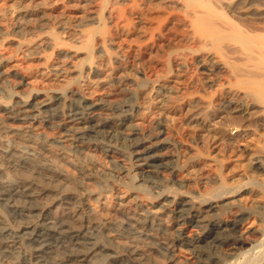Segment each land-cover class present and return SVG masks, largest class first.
Returning <instances> with one entry per match:
<instances>
[{
	"label": "bare ground",
	"instance_id": "bare-ground-1",
	"mask_svg": "<svg viewBox=\"0 0 264 264\" xmlns=\"http://www.w3.org/2000/svg\"><path fill=\"white\" fill-rule=\"evenodd\" d=\"M105 1L107 0H103V2ZM164 1L170 4H174L176 8L178 7L180 9L179 10L181 12L180 19L185 27V31L184 33L181 34V36L185 40H187V42L190 41L191 43L194 44L193 45L194 47H191L192 52L200 56L199 61L202 64L203 71L208 76L206 77L207 80L213 82L215 81V79H217V76H219L218 74L219 72L225 74L227 76V80H225L226 83H221L219 85L225 84L226 93L229 95L235 94L236 93L235 91L242 92V98L246 99V101L242 102L241 105L239 104L240 105L239 110H242L243 113H245L246 115L256 116V118L257 116H259L264 120V24L259 25L253 22L245 24L241 19H239V21L236 19L242 17L241 16L242 14L241 15L238 14L239 17L238 16L236 17L234 13L236 12L237 14L238 12V13H243L244 15V12L245 13L247 12L248 10L247 8L249 7V5L253 3V0H164ZM154 3L155 5H159V2L158 4L156 2ZM261 3L259 4L262 5L261 9L263 10L264 0H261ZM160 4L162 3L160 2ZM163 4L165 5V3ZM242 4L244 6H242ZM19 6L20 4L18 5V7ZM12 7H13V3H12ZM20 8H16L14 11V13L17 11L19 18L21 15L24 16L29 14V9H20ZM96 8H99V6ZM146 8L147 7H145V9ZM6 10L8 11L7 8ZM91 10H96V9L92 8ZM116 10L118 9L116 8ZM43 12L41 14H44ZM256 14H253L252 16H256ZM78 15L80 14L78 13ZM81 15L84 14L81 13ZM87 15L88 16L86 17H80V16L77 18L74 17L75 19L71 26L69 25L67 26L65 24L68 23L64 24L62 21H60L63 15L61 16V19L58 21L60 22L57 26L59 32L61 31L62 33L68 32L69 34L76 36L74 37L76 38V43L78 45L75 46V48L64 47L63 46L64 43L60 38V36L58 35V33L54 31L48 32L47 28L49 26L48 27L46 26L47 23L45 24V20L42 17L38 19L37 22L34 20L36 24L34 26L32 24L31 27L32 33H34L35 31H38L40 33L36 34L37 35L36 38L33 40L31 39L32 41L28 42L26 45L28 46L27 48L30 49L28 50L30 51V55L38 57V59H46L47 56H45L44 54L45 48L54 47L57 48L56 51H58L57 54H59V57L70 56L73 58V60L77 59L76 61H72V62H65L64 60H59L55 63L53 62L51 64L49 63L46 65V70H48L47 72L53 75L54 78L56 77L58 80H60V81L57 80L58 82L60 83L63 82L66 85V89L56 87L50 90H40L34 85L30 84L28 87H26V89L21 87L22 89L18 90V88L16 87L22 86L24 83L23 76H21L22 72L18 70L19 68L18 69L14 68L15 65H11L6 68L5 66L8 65L7 63L9 62L10 59L7 57H0V69L4 70L5 68L4 72L6 74L18 76L22 79V81L21 79L20 81H18L19 83L17 82L18 83L17 86L14 84L6 85L4 83L3 85H6V86L2 85L4 95L3 96L0 95V210H1L0 211V264H5L3 259L4 258L8 259V257L12 259L13 264L24 263L26 256H24L23 254L21 255V251L19 250V248L21 247V245L19 247V242H20L19 240L21 239L20 237L22 236L25 237L26 239L25 241H27L29 244L30 255L33 259H35L34 260L35 264L37 263L38 264H98L99 261L103 258L110 260L111 264H147L148 262L147 260H149V258L150 259L153 258V260L155 259L153 252L156 251L162 255H169L170 257L169 263L168 262L162 263L161 262L162 259H161L160 262L162 264H189L186 263L187 261L185 262V260L181 259V257H178L176 255L177 252L179 253L181 252L177 250H182V249L193 252L195 255L194 257L203 264H219L218 262L222 255L231 256L237 253L238 255L239 254L245 256L249 255V260H252L251 254L254 246L250 248L245 247L246 242H244L243 233L245 231V228L249 227L248 229L251 230L253 229L250 224L246 226L247 225L246 223L249 217H251L253 214H256L258 217H260L261 222L257 225H254L255 229H253V231L259 232L261 233V235H264L263 174L262 176L260 174L261 177L258 176L257 173L252 174V176H249L247 174H241V178L242 179L246 178V180L242 182L241 185H239L237 188L230 189L224 185L221 187L220 190L215 192L212 196L207 197L202 204L199 203V205L195 203V200L191 196H183L179 201L166 200L157 204L150 201L149 198H148L149 200L145 199L143 195L136 193L135 190L134 192H129V191L126 192L119 191L117 193L115 192L116 194L114 196L113 203L109 204L102 194H100L90 186L91 182H95L97 186L98 184L102 183L101 178L98 175L103 174L102 172L106 169L105 167L103 168L104 170L101 172L102 174L99 172L97 173L98 174L97 175L94 173L97 172L95 171V169L93 170L85 169L84 168L85 165L84 166L79 165L77 162L73 161L72 159H69L68 161H66L68 162V165L70 164L71 166L79 167V170L77 172L80 171L81 175H79V177L78 176L75 177L74 176L75 174L71 175L70 173L76 170H72V171L68 170L70 171L69 173L67 170H64V168H60V169L55 168V165L51 163V161L50 163L47 161L46 155L49 153L46 152L47 142H49L50 140L48 139L49 137L47 138L46 136L47 134L45 135L44 134L45 132H43V130L40 129V127L42 126L41 124H43L41 123L43 121L41 112L45 111V109L46 110L48 109V111L55 110L54 113L51 112L52 117L54 119L57 118V120H59L58 122H56L58 123V128L61 129L62 132H64V134L61 133L63 134L61 138L56 137L59 139L54 140L57 143H61L62 146L64 145L63 142L66 141L63 147V151L61 153H67V149H66L67 147H65L67 143V139L74 140L75 142H77V146L80 149L86 150L84 149L85 148L84 145H81L80 141L87 138L88 139L96 138L104 131V128L107 129V127H109L110 129L104 131L103 134L110 135L111 133H119L122 136H124V139L129 142L128 145L133 148L132 152L135 157V159L133 158L135 160L134 172L135 169L138 170L151 169V171L153 172L154 171L158 172L164 169L172 168L170 166L171 162H169L170 161L169 155L167 154L168 150L167 151L163 150L164 148H168L166 147L167 139L165 137L170 135L169 133H167V127H168L167 124L169 122H167L166 120L167 117H165V119L162 118L163 115L161 116V113L163 111H166L165 109L167 108V103L170 101V99L173 98V95L176 93L177 88L174 89V87L177 86H174V84H172L173 82L171 83L168 81H167L168 83L166 82L160 83L158 86L153 88L152 94L144 98L143 104L148 103L147 105L153 107L152 109L158 110L157 113L159 112L156 119L152 118L153 120H155L156 123H158V130L155 129L157 130V132L156 133L153 132L155 135L150 136L153 137L150 139H147L146 137H142V138L140 137L141 134V130L139 128L140 120H138L137 116L127 113V106L129 105L126 102L127 98L125 97L128 98L133 97L137 94V92L136 90L132 89L133 88L132 86H130L129 88L125 85L126 83L124 84V79L122 77L125 76L121 75L120 77V75H118L119 70H117L115 67H113L115 69L113 70L111 69V73H108V70H106L109 76L107 75L106 77H104V79L102 78L103 77L102 76L101 77L102 80L100 81L101 82L100 84L108 80H113L116 81L117 83H120L123 89L118 88L116 89V91L115 89L105 91L106 90L105 89L104 90L105 93L102 92L104 94L102 96L97 97L96 99H92L87 93H82L83 89L82 90L79 89L78 86L76 85H82V82L86 81L87 76H89L90 74H100L101 72H103L102 68L104 67H101L102 63L100 62L101 64L99 65L98 63H96V61L92 60L94 54H96L102 61H104V63H107L112 58H114V56L110 55L111 53L109 52V48L113 45V41H115L113 37L109 35L105 29H102L101 31H96L94 28L88 27L90 23L101 24L102 14L98 11H94ZM23 16H21V18ZM69 16L71 15L69 14ZM173 17L175 18L176 16ZM243 18L244 17H242V19ZM28 19L29 18H27V21ZM67 20L71 21L69 20V17ZM139 20H141V18H139ZM240 20L242 22H240ZM16 21L17 20H15V22ZM157 21H159V18ZM143 24L140 25L143 26ZM25 26L22 21L18 20L16 24L13 25V27H10L12 28L11 30H6L5 28H3L0 29V33L4 35L13 33L18 36L19 42L21 43L23 41L22 38L25 34V29H26ZM30 34L28 36L32 35ZM1 37L2 35L0 36V38ZM182 43H184V41ZM137 48L138 47H136V49ZM196 60H197V56H196ZM124 71L125 70H123V72ZM180 71L183 72L182 70ZM188 73L186 75H189ZM91 78L94 77L91 76ZM130 81L132 82V80ZM73 85H75V88H73L72 90L71 88L68 89L70 86ZM138 85L141 86L142 83H139ZM209 85L211 86V84ZM109 87L107 88L109 89ZM91 88H90V92H91ZM99 88H101V86ZM67 90L74 92L73 94H77L76 99H73L75 98L74 95L70 96L71 98L73 97L72 99H70V97L67 98ZM148 90L150 91V89ZM121 91H124V94H122L123 96L122 95L119 96L120 98L117 101L112 102L111 100H113V98L112 99L110 98L113 95H115L116 92H121ZM176 97L178 98L179 95ZM228 102L229 104L234 103L231 100H229ZM53 104H58L59 106H56L58 108L56 107L52 108ZM60 106L61 109L59 110ZM196 106L197 105L193 107ZM146 109L147 108L145 109L142 108L141 110L145 111ZM252 109H254L256 115H254L253 112L250 111ZM185 111L189 113L188 115L189 119L190 121H192L194 126L195 125H202L203 127L208 126L206 125L205 122L206 120L202 117L200 112H191L190 106H187V109ZM121 113L123 114L120 115ZM165 114L166 116H168L167 113ZM184 114H181V116ZM177 117H179V114ZM254 118L253 120H255ZM170 121L172 122V120ZM54 122L53 124H55ZM261 123L264 122L261 121ZM47 124L52 125L51 122H48ZM245 125H247V123ZM212 126L213 125H211V127ZM236 128L237 129L234 131H239L240 134L248 131L246 126L237 125ZM171 132L173 131L171 130ZM165 133H167V135ZM202 133L205 134L204 132ZM210 133L209 135H211ZM217 135L219 136L217 129L214 131L212 130L213 138L217 137ZM226 136H227V132H226ZM192 137L193 135L191 136V138ZM202 138L200 137L197 139L199 140ZM259 138H261V136ZM247 140H249L248 137ZM215 143L217 144V142ZM125 145H127V143ZM249 147H246V149H251ZM169 149L172 152V149L171 148ZM252 152H253L252 154L249 153L251 154L250 159H248L249 157L247 158V160H249V162L247 161L249 163L248 168L251 170L255 168L261 172H264V143L258 146L257 152L256 151L255 152L252 151ZM96 153H94L93 155H95ZM68 154L70 153L68 152ZM60 156H62V154ZM83 156L84 155H82V157ZM63 166L65 167L64 164ZM192 167H194V164ZM65 169L68 168L65 167ZM14 171L16 172V174L13 173ZM254 171L256 172V170ZM17 173H19L20 175H18ZM185 173L188 174V172ZM197 173H199V171ZM111 174L112 173H110V175ZM207 174L209 175V173ZM208 175L206 177H208ZM114 176L116 177L115 174ZM238 177L240 176L238 175ZM135 178L136 177L132 176V182H135ZM213 179L216 178H214L213 176L212 180ZM202 180H205V178ZM47 182L50 183L52 186L47 187ZM247 193L251 194L250 196H252V198L250 197L251 199L249 201H244L243 195ZM231 208H235V210L234 211L232 210L230 212ZM228 213H230V215H228ZM9 216H12L13 218L19 217L20 219H24L25 224L22 226L21 229H18L20 230V232H23L21 234L22 236L18 235V233L20 232L9 224L8 221ZM16 221L18 222V220ZM189 226L193 227V231H195V233H190L189 231V234L186 235L185 230L189 228ZM150 230L151 232L153 230H159L162 233L166 234L167 237L164 238L163 240L161 239V241H158L159 239L156 240V242L158 241L157 244L159 246H150V247L146 246L148 247V249L143 248V246L141 247L136 243V239L141 236L151 238L152 234L149 232ZM109 245H113L114 249L110 248ZM262 253L264 254V252ZM8 263L11 264L10 262ZM191 264H193V262Z\"/></svg>",
	"mask_w": 264,
	"mask_h": 264
},
{
	"label": "rangeland",
	"instance_id": "rangeland-1",
	"mask_svg": "<svg viewBox=\"0 0 264 264\" xmlns=\"http://www.w3.org/2000/svg\"><path fill=\"white\" fill-rule=\"evenodd\" d=\"M16 1H17V3H16ZM125 1H127V2H125ZM151 1L152 0H148V1L147 0H145V1L144 0H130V1L129 0H107L105 2H103V0H19V1L18 0H0V26H1L0 29L5 28L6 30H11L12 28H10V27H13V25H15L18 20L22 21L24 23V26L27 23L25 26L26 27L25 34H24L25 37L23 36V38H22L23 41L21 43L19 42L18 36L13 34V33L8 34V35H4V34L0 33V36L2 35V37L0 38V55L1 54L2 55L0 57H7L11 60V61L9 60V62L7 63L8 65H6L5 67L7 68L11 65H15L14 68H17V69L19 68L18 70L20 72H22L21 76H23V80H24L23 81L24 83L22 86H17V84L19 83L18 81H20L21 78L18 76H13L11 74H6L4 72L5 68H4V70L0 69V73L2 74V75L0 74V77H1L0 78V95L1 96L4 95L3 86L13 85V84L17 86L16 88H18V90L22 89V88L26 89V87H28L30 84L34 85L35 87H37L40 90H50V89H53L56 87L66 89V85L62 81H61L62 83L58 82L60 80H58L56 77L54 78L53 75H51L49 72H47L48 70H46V65L49 63L51 64L53 62L55 63L59 60H64L65 62H72V61H76L77 59L73 60V58L70 56L69 57L72 59H70L69 57H59V54H57L58 51H56L57 48H54V47H47L48 49L45 48L44 54H45V56H47V58H46L47 60L46 59H38V57L30 55V51H28L30 49L27 48L28 46H26V45L28 42H31L33 39L36 38V36H37L36 34L40 33L38 31H35L36 33L31 32L32 24L34 26L36 24L37 20L42 17L45 20V24L47 23L46 26L47 27L49 26L47 28L48 32L54 31V32L58 33V35L60 36V38L62 39V41L64 43L63 44L64 47L75 48V46L78 45L76 43V38H75L76 36L71 35L68 32H65V33L64 32L62 33V31L59 32V30L57 28L58 24L60 23L58 21L61 19V16L63 15L62 16L63 20L61 19L60 21H62L64 24L68 23V24H65L67 26L68 25L71 26L74 19L79 17L81 15V13L84 15H81L80 17H86V16H88L87 14H90L91 12H94V11L100 12L102 14V23L101 24L90 23L88 25V27H92L96 31H101L102 29H105L108 32V34L113 37V39L115 41H113V45L109 48V52L111 53L110 55L114 56V58H112L107 63H104V61H102L96 54H94L92 60L96 61V63H98L99 65L101 63L103 64V65L101 64V67H104V68H102L103 72H101L100 74H90L89 76H87L86 81L82 82V85H76V86H78V88L81 90L83 89L82 93H87L92 99H96L97 97L102 96L105 93V91H107V90L115 89V91H116V89L122 88L120 83H117L116 81H113V80H108V81L100 84L101 83L100 81L102 80V78L104 79V77H106L107 75L109 76L108 73H111V69L113 70L116 68L117 70H119L118 75H120V77H121V75L125 76V77H122L124 79V84L126 83L125 85L129 88H130V86H132L133 88L132 87L131 88L136 90V92H137V94L133 97H130V98L125 97V98H127L126 102L129 105V106H127V113L137 116L138 120H140L139 121V128H140L141 134H142V136L140 134V137L141 138L146 137L147 139H150V138H153L150 136L155 135L153 132L156 133L158 130V123H156L155 120H153V119L157 118L159 112L157 113L158 110L152 109L153 107H150V105H147L148 103L143 104L144 98L146 96L152 94L153 88L158 86L160 83H165V82L166 83H168V82L172 83L173 82L172 84H174V86H177V87H174V89L177 88L176 93L173 95V98L170 99L171 102L169 101L167 103V108L165 109L166 111H163L161 113V116L163 115L162 118L165 119V117H167L166 120H167V122H169L167 124L168 125L167 133H169L170 135H168L169 137L166 136L167 133H165L166 135H164V136H166L165 138L167 139V140L166 139L165 140L167 141L166 147H168V148H164L163 150L164 151L168 150L167 154L169 155V159H170L169 162H171L170 166L172 168L171 169H169V168L164 169V170H161L158 172H155V171L153 172V171H151V169L150 170L148 169L149 171L146 169H143L144 171L146 170L145 172L143 170L135 169V172H134V168H135L134 167V162H135L134 159H135V157H134V154L132 152L133 148L128 145L129 142L127 140H125L124 136H122L119 133H111L110 135L103 134L104 131H107L108 129H110L109 127H107V129L104 128V131L96 138H92V139L87 138V139H83L82 141H80L81 145H84V147H85L84 149H86L89 152H87L86 150L80 149L77 146V142H75L74 140L67 139V143L65 146V147H67L66 148L67 153H61L63 151V147H64L66 141L63 142L64 145L62 146L61 143H57L54 140H58L59 138H61L63 136L64 132H62V130L58 128V123H56V122H58L59 120H57V118L54 119L52 117V113H54L55 110L48 111V109L47 110L45 109V111L41 112L42 117H43V121L41 123H43V124H41L42 128L40 127V129L43 130V132H45L44 133L45 135L47 134L46 136H47V138L49 137L48 139L50 140L49 142H47V151L46 152L47 153L49 152L46 155L47 161L49 163L51 161V163H53L55 165V168H58V169L64 168V170H67V171L68 170H70V171L76 170V171L71 172V173H70V171H68L71 175L75 174L74 175L75 177L76 176L79 177V175H81V173H80V171L77 172L79 170V167H74V166H71L70 164H69L70 166L68 165V162H66V161H68L69 159H72L73 161L77 162L79 165H82V166L85 165V167H84L85 169H91V170L95 169V171H97V172L93 171L95 174H97L99 172L101 173L104 170L103 168L105 167L106 168L104 170L105 172L103 171L102 172L103 174L101 173L102 175L97 174L101 178L102 183L98 184V186H97V184L95 182H91L90 186H91V188L95 189L97 192L102 194L109 204L113 203L114 196L117 192H119V191L134 192V190H135L136 193L143 195L145 199H147V200L150 199V201L157 203V204L161 203L162 201H166V200L167 201L168 200L179 201L183 196H191L195 200V203L197 205H199V203L202 204L203 201L207 197L212 196L215 192L220 190L221 187L224 185L230 189L231 188H237L239 185H241L242 182H244L246 180V178H243V179L241 178V174H247L249 176H252V174L257 173L258 176H260V174L262 176V174H263V177H264V172H261L255 168H253L252 170L249 169L248 168L249 160H247L248 157H249L248 159H250V156L253 153L252 151L257 152L258 146L260 144L264 143V130H263L264 129V123H261V121L264 122V120L259 116H257V118H256V116L246 115L245 113H243L242 110H239L241 103L245 102L246 99L242 98V92L235 91L236 92L235 94L229 95L226 93L225 84L219 85L221 83H226L225 80H227V76L225 74H222L221 72H219L218 73L219 76H217V79H215V81L210 82L209 80H207L206 77H208V76L203 71L202 64L199 61L200 56H198L194 52H192L191 47H194L193 46L194 44L191 43L190 41L187 42V40H185L181 36V34L184 33V31H185V27H184V24L181 22V19H180L181 18V12L179 11L180 9L178 7H177L178 8L177 9L174 4H170L164 0H161V1L153 0L157 4L159 2V5H155V3L153 1H152L153 2L152 3ZM146 2H148V3H146ZM160 2L162 4H160ZM258 2L261 3V0H253V3L252 2H251L252 4L250 3L251 5H249V7L247 8L248 10L246 12L248 16L246 15L245 12H244V15H243V13L237 12V14H236V12H234L236 17L238 16V14H240V15L242 14L241 16L244 17L242 19V17L238 16L239 18H236V19L238 21H239V19H241L243 21V23H245V24L250 23V22H253V23H256L259 25L264 24V9L263 10L261 9L262 3L259 4ZM12 3H13V7H12ZM82 3H84V4H82ZM145 3L148 6H146ZM163 3H165V5ZM19 4H20V6L18 7ZM152 4H154V5H152ZM161 5H163V6H161ZM167 5H168V7H167ZM8 6H9V8H8ZM98 6H99V8H96ZM242 6H244V5L242 4ZM20 7H23V8H20ZM129 7H131V8H129ZM145 7H147V8L145 9ZM6 8L8 9V11L6 10ZM16 8L29 9V14L24 15L26 17L21 15L24 18L23 17L21 18V16L19 18L17 11L14 13ZM30 8H31V10H30ZM92 8L96 9V10H91ZM116 8L118 10H116ZM257 9H259V10H257ZM136 10H138V11H136ZM42 12L45 15L41 14ZM115 12H116V14H115ZM155 12L157 15L155 14ZM78 13L80 15H78ZM153 13H154V15H153ZM69 14L72 17L69 16ZM104 14H106V15H104ZM107 14H109L110 16ZM253 14H256V16H252ZM152 15H153V17H152ZM173 16H176V17L174 18ZM16 17H17V19H16ZM68 17H69V20H71V21L67 20ZM138 17L141 18L142 21L139 20ZM250 17H251V19H250ZM27 18H29L28 19L29 22L27 21ZM53 18H55V19H53ZM158 18H159V21H157ZM175 19H176V21H175ZM245 19H246V21H245ZM261 19H263V20H261ZM15 20H17V21L15 22ZM34 20L36 22H34ZM241 20H240V22H242ZM175 23L178 26H176ZM140 24H143V26H141ZM173 24H174V26H173ZM50 25H51V27H50ZM139 26H140V28H139ZM179 26H180V28H179ZM121 30H122V33H121ZM30 32L32 35L30 34ZM156 32H158V33H156ZM119 33H120V35H119ZM29 34L32 36V38H31V36H28ZM65 34H66V36H65ZM114 34H115V36H114ZM157 34H158V37H157ZM126 38H127V40H126ZM117 40H118V43H117ZM173 40H174V42H173ZM183 41H184V43H182ZM136 47H138V48L136 49ZM133 48H135V49H133ZM50 50H52L53 52ZM196 56H197V60H196ZM176 58H178V59H176ZM173 59H174V61H173ZM43 60H45V61H43ZM98 60H101V61H98ZM127 60H129L130 62ZM39 61H41L42 63ZM180 61H182V62H180ZM12 62H13V64H12ZM106 65H107V67H106ZM119 65H121V66H119ZM131 65H132V67H131ZM128 66H130V67H128ZM113 67H115V68H113ZM176 68H177V70H176ZM179 69L182 70L183 72H181ZM106 70H108V73L106 72ZM123 70H125V71L123 72ZM187 73L189 75H186ZM135 74H137V75H135ZM91 76L94 78H91ZM203 76H205V77H203ZM131 78H133V79H131ZM168 78H170V79H168ZM181 79H182V81H181ZM183 79H186V80H183ZM7 80H8V82H7ZM130 80H132V82ZM21 81H22V79H21ZM4 83L6 85H3ZM93 83L94 84L96 83V84L94 85ZM139 83H142V85L139 86L138 85ZM105 84H107V85H105ZM132 84L133 85L135 84V85L133 86ZM209 84H211V86ZM87 85H89V86H87ZM84 86L87 88H85ZM100 86H101V88H99ZM109 86H111V87H109ZM89 87L90 88L92 87L91 92H90ZM107 87H109V89ZM70 88L72 90L73 88H75V85L70 86L68 89H70ZM144 89H145V91H144ZM148 89H150V91ZM219 90H221V91H219ZM102 92H104V93H102ZM73 93L74 92L67 90V98L74 95L75 98H73V97L72 98L76 99L77 94H73ZM180 93H183V94H180ZM122 94H124V91L116 92V94L110 98V99L113 98V100H111V101L112 102L117 101L120 98L119 96H121ZM141 95H143V96H141ZM178 95H179V97L177 98L176 96H178ZM221 96H222V98H221ZM229 97H230V99H229ZM72 98L70 97V99H72ZM173 99H175V100H173ZM127 100H129V101H127ZM216 100H218V101H216ZM229 100L233 101L234 103L229 104V102H228ZM197 101H199V102L204 101V102L199 103ZM221 104H222V106H221ZM195 105H197V106L193 107ZM215 105H218V106H215ZM52 106H51L52 108H55L56 106H59V105L53 104ZM187 106L191 107V112H200L202 117L206 120L205 122H206V125H208V126L203 127L202 125H195L196 126L195 127L194 124L192 123V121H190V119H189V116H188L189 113L185 111L187 109ZM237 106H238V108H237ZM51 107H49V108H51ZM56 108H58V107H56ZM142 108L143 109L147 108V109L144 111V110H141ZM60 109H61V106L59 107V110ZM230 109H231V111H230ZM137 111H139V112H137ZM153 111H155V112H153ZM250 111L253 112L254 115H256L254 109H252ZM165 113H167L168 116H166ZM184 113H186V114H184ZM122 114L123 113H121L120 115H122ZM137 114H140V115H137ZM178 114H179V117H177ZM181 114H184V115L181 116ZM141 116H142V118H141ZM146 116H148V117H146ZM149 117H151V118H149ZM253 118L256 121L253 120ZM46 119H47V121H46ZM98 119H99V117H98ZM170 120H172V122ZM52 121L53 122L55 121L54 122L55 124H53ZM95 121H97V120H95ZM46 122L47 123L51 122V124L55 125V126L49 125L50 123L47 124ZM189 122H190V124H189ZM257 122H259V123H257ZM45 123H46V125H45ZM246 123H247V125H245ZM140 124H141V126H140ZM171 124H173V125H171ZM211 125H213V126L211 127ZM237 125L246 126L248 131L241 133V134L239 131H234L237 129L236 128ZM150 126L151 127L153 126V127L151 128ZM155 129H157V130H155ZM216 129H217V132H218L220 137L217 135V137L213 138L212 130L214 131ZM44 130H46V131H44ZM171 130L173 132H171ZM174 132L176 135L174 134ZM202 132H204L205 134H203ZM206 132H207V134H206ZM226 132H227V136H226ZM61 133H63V134H61ZM148 133H150V134H148ZM151 133H153V134H151ZM209 133L211 135H209ZM255 133H256V135H255ZM50 134H52V135H50ZM59 134H60V136H59ZM172 134H174V135H172ZM238 134H239V137H238ZM119 135H121V136H119ZM187 135H189V136H187ZM192 135H193V137L191 138ZM199 135H202V136H199ZM249 136H250V138H249ZM260 136H261V138H259ZM56 137H59V138H56ZM200 137L201 138L203 137V138L198 140L197 138H200ZM247 137L251 141L247 140ZM207 138H208V140H207ZM211 138H212V140H211ZM215 139H217V140H215ZM252 139H254V140H252ZM242 140H244L245 142ZM72 141H73V143H72ZM120 141H121V144H120ZM175 141H176V143H175ZM122 142H125V143H122ZM215 142H217V144ZM126 143H127V145H125ZM88 145H90V146H88ZM221 146H223V147H221ZM252 146H253V149H252ZM246 147H249L251 149H246ZM92 148H94V149H92ZM169 148L172 149V152ZM60 149H61V151H60ZM77 149H80V150H77ZM218 149H220V150H218ZM68 152L70 154H68ZM182 152H183V154H182ZM187 152L191 153V154H188ZM87 153H89V154H87ZM94 153H96V154L93 155ZM192 153H194V154H192ZM249 153H251V154H249ZM55 154H56V156H55ZM61 154H62V156H60ZM82 155H84V156L82 157ZM89 155H91V156H89ZM93 156H95L96 159ZM58 157H59V160H58ZM90 157H92L94 159H92ZM78 160H80V161H78ZM62 163L68 169H65V167L63 166ZM87 163H89V164H87ZM60 164H62V165H60ZM193 164H194V167H192ZM188 166H190V167H188ZM195 166H197V167H195ZM87 167H89V168H87ZM193 169H194V171H193ZM189 170H191V171H189ZM196 170H197V172L199 171V173H197ZM254 170H256V172ZM132 171H133V173H132ZM136 172H139V173H136ZM181 172L182 173L188 172V174L187 173L182 174ZM13 173L16 174L15 171ZM76 173H78V174H76ZM110 173H112L111 175H113V176H111ZM207 173H209V175ZM17 174L20 175L19 173H17ZM106 174H108V175H106ZM114 174L119 179L116 178L114 176ZM201 174H204V175H201ZM164 175H165V177H164ZM207 175H208V177L210 176L211 178L206 177ZM238 175L240 177H238ZM132 176L136 177L135 182H132ZM144 176H147V177H144ZM177 176H179V177H177ZM213 176L216 179L212 180ZM124 177H125V179H124ZM139 177H142V178H139ZM181 177H183V178H181ZM204 178H205V180H202ZM206 178H208V179H206ZM136 179H138V180H136ZM140 179H142V180H140ZM186 179H188V180H186ZM108 180L110 181V183ZM136 181H137V183H136ZM122 182H124V183H122ZM51 186L52 185L47 182V187H51ZM107 189H109V190H107ZM103 191H105V192H103ZM106 193H107V195H106ZM247 194L243 195L244 201H249L252 198V196H250L251 194H248V195ZM232 210L234 211L235 208H231L230 212ZM228 215H230V213H228ZM11 217L12 216H9L8 221H9V224L13 228L18 230V229H21L22 226L25 224L24 219H20L19 217H16V218H13V217L11 218ZM13 220H14L15 224H14ZM16 220H18V222ZM260 222H261L260 217H258L256 214H253L251 217L248 218L246 226H248L250 224L251 227L253 229H255L254 225H257ZM248 228H245V231L243 233V239H244V242H246L245 243L246 248H250V247L254 246L252 254H251L252 260H249V255H247V256L242 255V254L238 255V253H237V254L231 255V256L222 255L221 258L219 259V262H218L219 264H226V262H227V264L228 263L229 264H238V263H240V264H253V262H254V264H260V263L264 264V257H263L264 254L262 253V252H264V250H263L264 249V237H263L264 235H261V233L253 231V229L251 230ZM194 230H196V229H194ZM249 230H251V231H249ZM18 231L20 232V230H18ZM189 231H190V233H195V231H193L192 226H189V228H187L185 230V234L186 235L189 234ZM149 232L152 234V236H155V237L151 236V238H149V237L141 236V237H138L136 239V243L138 245H140L141 247L143 246V248L148 249V247H150V246H159L157 244L158 241H161V239L163 240L164 238L167 237L166 234L162 233L159 230H153L152 232L150 230ZM22 233L23 232H20V233H18V235L22 236L21 235ZM20 238L21 239L19 240L20 241L19 247H20V245H21V247L19 248V250L21 251V255L23 254L24 256H26L23 264H35V261H34L35 259H33L30 255V247H29L28 242L25 241L26 239L24 236H22ZM157 239H159V240L156 242ZM257 239H259V240H257ZM151 242H153V243H151ZM139 243H141V244H139ZM27 244H28V246H27ZM149 244H152V245H149ZM257 244H258V247H257ZM146 246H148V247H146ZM109 247L114 249L113 245H109ZM25 251L26 252L28 251L27 254ZM177 251H181L180 253L177 252L176 255L178 257H181V259L185 260V262L187 261L186 263L191 264L193 262V264H197V263L203 264L202 262H200L198 259H196L194 257L195 255L193 252H190V251H187L184 249L177 250ZM255 251H256V253H255ZM185 254H186V256H185ZM153 255H154L156 260L155 259L153 260V258H151V259L149 258V260H147L148 261L147 264H151V263L152 264H156V263L162 264V263H167V262L169 263V259H170L169 255H162V254L158 253L157 251L153 252ZM241 258H243V259H241ZM6 259L7 258L3 259L5 264H9L8 262L13 264V261L10 257H8L7 260ZM161 259H162V261H161ZM152 261H154V262H152ZM98 264H111V262H110V260L103 258L99 261Z\"/></svg>",
	"mask_w": 264,
	"mask_h": 264
}]
</instances>
